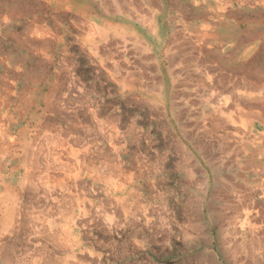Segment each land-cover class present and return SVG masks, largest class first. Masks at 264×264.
<instances>
[{"label":"rangeland","instance_id":"1","mask_svg":"<svg viewBox=\"0 0 264 264\" xmlns=\"http://www.w3.org/2000/svg\"><path fill=\"white\" fill-rule=\"evenodd\" d=\"M263 5L0 0V264H264Z\"/></svg>","mask_w":264,"mask_h":264},{"label":"bare ground","instance_id":"2","mask_svg":"<svg viewBox=\"0 0 264 264\" xmlns=\"http://www.w3.org/2000/svg\"><path fill=\"white\" fill-rule=\"evenodd\" d=\"M132 1V0H131ZM258 1V0H257ZM264 1V0H263ZM261 2V1H260ZM258 3V2H257ZM136 4H137V2H136ZM260 5V4H259ZM264 6V5H263ZM120 7V6H119ZM153 7V6H152ZM118 9V8H117ZM139 9V8H138ZM149 17V16H148ZM176 27V26H175ZM185 33V32H184ZM192 39V38H191ZM201 39V38H200ZM193 40V39H192ZM171 43V42H170ZM185 45V44H184ZM183 45V46H184ZM198 45V44H197ZM198 49V48H197ZM192 51V50H191ZM186 54V53H185ZM201 63V62H200ZM173 64V63H172ZM252 69V68H251ZM243 76V75H242ZM236 77V76H235ZM234 78V77H233ZM243 79V78H242ZM249 79V78H248ZM241 80V79H240ZM239 80V81H240ZM238 81V82H239ZM249 82V81H248ZM247 82V83H248ZM259 82V81H258ZM240 83V82H239ZM251 84H253L252 82H250V83H248V84H243L244 86H248L249 85V87L251 86ZM254 84H256L257 85V87H259L260 86V84H258V83H254ZM205 86V85H204ZM254 86V85H253ZM256 87V86H255ZM246 89H247V87H245ZM245 89V90H246ZM250 89V88H249ZM246 92V91H245ZM255 92V91H254ZM251 97V96H250ZM213 100V99H212ZM215 109H218V108H215ZM244 114V113H243ZM242 114V115H243ZM246 114V113H245ZM244 114V115H245ZM241 115V114H240ZM216 116V115H215ZM218 116H220V115H218ZM246 116H248V115H246ZM222 117V116H221ZM234 117V116H233ZM212 118V117H211ZM226 118V117H225ZM224 118V119H225ZM229 118V117H228ZM231 118H232V116H231ZM248 117H246V119H247ZM243 119V118H242ZM226 121V120H225ZM244 121H245V119H244ZM211 122V121H210ZM240 123V122H239ZM210 124V123H209ZM211 124H212V126L214 127L215 125H217L218 124V122H216V121H214V120H212V122H211ZM241 124V123H240ZM244 126V125H243ZM211 133H212V131H211ZM214 133V132H213ZM198 139V138H197ZM57 142V141H56ZM61 142V141H60ZM54 143V142H53ZM250 143V142H249ZM249 143H247V144H249ZM255 143V142H254ZM44 145H46V144H44ZM58 145V144H57ZM31 146V145H30ZM33 146V145H32ZM244 146V145H243ZM249 146V145H248ZM253 146V145H252ZM251 146V147H252ZM53 148V147H52ZM204 150H205V148H204ZM255 150H253V152H254ZM76 152V151H75ZM75 152H74V154H75ZM77 153V152H76ZM59 156V155H58ZM252 156V155H251ZM260 156H262L263 157V159L262 160H264V141H261V143H260V145H259V147H257V150H256V156H254V157H252V158H250L251 160L252 159H254V160H258V158L260 157ZM73 157V156H72ZM74 157H76L75 155H74ZM42 158V157H41ZM44 158V157H43ZM42 158V159H43ZM231 158V157H230ZM77 159H78V157H77ZM260 160V159H259ZM258 160V161H259ZM76 161V160H75ZM76 163V162H75ZM48 165V164H47ZM56 165V164H55ZM79 168V167H78ZM262 168L264 169V165L262 166ZM27 170V169H26ZM52 170V169H51ZM64 171V170H63ZM46 172V171H45ZM53 174V173H52ZM44 175V174H43ZM60 175V174H59ZM40 177V176H39ZM230 177V176H229ZM38 178V177H37ZM47 178V177H46ZM57 178V177H56ZM65 179V178H64ZM40 180V179H39ZM261 183L260 184H258L259 185V187L260 188H262V190H263V188H264V172H263V176L261 177ZM44 181H46V179L44 180ZM261 190V191H262ZM261 193V192H260ZM264 193V192H263ZM8 194V193H7ZM263 195V194H262ZM261 196V195H260ZM13 197V196H12ZM263 197V196H262ZM9 202V201H8ZM17 202V201H16ZM4 205H3V207H5V203H3ZM13 205V204H12ZM10 203L9 204H7V207H5V208H3V213H2V217H4V218H9L10 217V215L7 217V215L9 214V211L11 210V209H13L14 207H16L17 208V205L16 206H12ZM58 205V204H57ZM33 206V205H32ZM60 208V207H59ZM47 209V208H46ZM14 210V209H13ZM13 210H11V212H13ZM16 211V210H15ZM247 211V214H244V221L245 220H249V219H251V217H250V214L248 213V210H246ZM246 211H245V213H246ZM251 212V211H250ZM14 213V212H13ZM17 212H15V214H16ZM237 213V212H236ZM44 216V215H43ZM259 216V215H258ZM13 217H16V216H14V215H12V219H14L15 220V218H13ZM232 218H234V215H233V217ZM33 219V218H32ZM235 219V218H234ZM237 219V218H236ZM254 219H256V218H254ZM9 219H7V221H8ZM13 220V221H14ZM17 220V219H16ZM232 220V219H231ZM243 220V219H242ZM37 221V220H36ZM234 221V220H233ZM239 222V221H238ZM33 223V222H32ZM15 224V223H14ZM38 224V223H37ZM264 224V223H263ZM33 225V224H32ZM16 226V225H15ZM30 226V225H29ZM11 227H14V226H11ZM251 228H253V227H251ZM10 230V229H9ZM30 231V230H29ZM261 231V230H260ZM32 234V233H31ZM31 236V235H30ZM230 239V238H229ZM255 240V239H254ZM0 241H1V239H0ZM237 242V241H236ZM252 242V241H251ZM235 243V242H234ZM254 243V242H253ZM1 245V244H0ZM247 246V245H246ZM245 246V247H246ZM262 248V247H261ZM29 249V248H28ZM37 249V248H36ZM35 250V249H34ZM36 251H38V250H36ZM35 251V252H36ZM44 251V250H43ZM232 252V251H231ZM37 253V252H36ZM249 253V252H248ZM247 253V254H248ZM24 254V253H23ZM264 254V253H263ZM26 255V254H25ZM32 255V254H31ZM41 255V254H40ZM15 256V255H14ZM42 256H44V255H42ZM27 257V256H26ZM37 257H38V255H37ZM40 257V256H39ZM46 258V257H45ZM44 258V259H45ZM18 260V259H17ZM27 260V259H26ZM10 261V260H9ZM12 261H14L13 259H12ZM11 261V262H12ZM47 261V260H46ZM7 262V261H6ZM5 263V262H4ZM31 263V262H30ZM29 263V264H30ZM2 264V263H1ZM43 264V263H42Z\"/></svg>","mask_w":264,"mask_h":264}]
</instances>
